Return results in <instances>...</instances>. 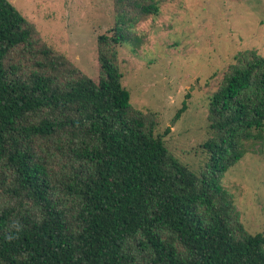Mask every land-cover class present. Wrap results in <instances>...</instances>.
<instances>
[{
	"label": "trees",
	"instance_id": "trees-1",
	"mask_svg": "<svg viewBox=\"0 0 264 264\" xmlns=\"http://www.w3.org/2000/svg\"><path fill=\"white\" fill-rule=\"evenodd\" d=\"M157 16V0H116L114 36L124 44L134 22ZM36 28L0 0V264H264V233L239 221L222 184L264 141V57L232 67L209 105L208 160L196 173L135 112L114 57L99 51L100 75L60 85L54 75L22 73L8 56L23 46L39 69L66 65L45 47L33 51ZM186 110V104L177 117ZM68 148L55 175L45 144ZM59 176V177H58Z\"/></svg>",
	"mask_w": 264,
	"mask_h": 264
},
{
	"label": "rangeland",
	"instance_id": "rangeland-1",
	"mask_svg": "<svg viewBox=\"0 0 264 264\" xmlns=\"http://www.w3.org/2000/svg\"><path fill=\"white\" fill-rule=\"evenodd\" d=\"M8 1L36 28L33 51L47 47L66 65L58 72L39 69L44 58L23 46L8 56V64L24 74L54 75L64 86L80 75L97 80L99 51L114 57L133 110L153 120L155 134L170 128L165 145L199 174L208 160L204 145L213 135L209 105L214 93L232 67L243 66L252 53L264 57V0H157L159 15L131 13L128 42L102 46L100 36L115 34L116 0ZM245 146L244 159L228 170L222 184L239 221L256 235L264 233V141L249 140ZM40 152L56 176L65 173L68 148L49 143ZM8 201L0 185V206Z\"/></svg>",
	"mask_w": 264,
	"mask_h": 264
}]
</instances>
